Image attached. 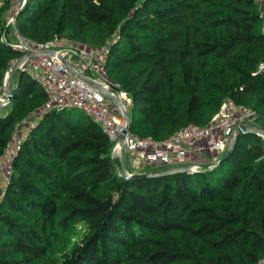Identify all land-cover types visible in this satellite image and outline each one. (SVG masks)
<instances>
[{"label":"trees","instance_id":"trees-1","mask_svg":"<svg viewBox=\"0 0 264 264\" xmlns=\"http://www.w3.org/2000/svg\"><path fill=\"white\" fill-rule=\"evenodd\" d=\"M261 1L25 0L14 29L35 43L106 46L107 76L129 95V129L141 137L205 125L224 99L253 111L264 130ZM0 3L1 84L18 53L5 30L10 2ZM44 101L33 77L14 73L0 156ZM246 127L213 165L128 177L98 122L76 108L49 111L11 162L0 198V264H257L264 139Z\"/></svg>","mask_w":264,"mask_h":264},{"label":"built area","instance_id":"built-area-1","mask_svg":"<svg viewBox=\"0 0 264 264\" xmlns=\"http://www.w3.org/2000/svg\"><path fill=\"white\" fill-rule=\"evenodd\" d=\"M9 2L5 30L12 31L11 47L18 56L8 62L4 72L0 84V109H6L10 104L12 80L17 71L29 74L39 83L45 101L32 112L29 122L11 132L0 156V175L4 182L11 175L12 159L29 128L51 110L76 108L98 122L112 143L110 157L113 163L128 177L132 175V169L142 170L154 165L167 167L166 170L172 172L182 167L192 171L202 164L213 165L231 143L237 127L245 126L253 118V111L232 99H224L205 125L186 124L164 139L141 137L127 125L129 95L107 76L106 46L91 48L58 38L35 43L14 29L15 16L25 0ZM262 30L264 32V21ZM2 38L5 40L4 35ZM254 130L264 139L263 132ZM194 155L204 157L205 161L194 160ZM3 187L0 186V196ZM257 264H264V257Z\"/></svg>","mask_w":264,"mask_h":264},{"label":"water","instance_id":"water-1","mask_svg":"<svg viewBox=\"0 0 264 264\" xmlns=\"http://www.w3.org/2000/svg\"><path fill=\"white\" fill-rule=\"evenodd\" d=\"M127 125H129V118H127ZM248 128L244 125H239L232 137V140H231V143L227 146V148L225 149V151L223 152L221 158H220V161L223 160L224 158H226V156L228 155V153L230 152L231 150V147L232 145L234 144L235 140L237 139L238 135L243 133L244 131H246ZM264 133V131H261ZM182 169H186V167H182ZM169 172H172L171 170H165L163 173H169ZM151 173H147V174H132L131 176L132 177H136V176H150Z\"/></svg>","mask_w":264,"mask_h":264},{"label":"rangeland","instance_id":"rangeland-1","mask_svg":"<svg viewBox=\"0 0 264 264\" xmlns=\"http://www.w3.org/2000/svg\"><path fill=\"white\" fill-rule=\"evenodd\" d=\"M261 3H263V4H260V8L262 10V15H263L264 14V0H262ZM11 33H12V31H11ZM12 43H13V41H12ZM12 82H13V80H12ZM4 111H5V109H0V114L4 113ZM245 126L255 127L259 131H262L263 130L258 125H254V118H252L249 121H247L246 124H245ZM202 158H204V157H202ZM202 161H205V160H201V162ZM127 166H128V164H127ZM162 168H165V167H160V166L154 165V166H150V167L143 168L142 169V173L155 172V171H157L159 169H162Z\"/></svg>","mask_w":264,"mask_h":264},{"label":"crops","instance_id":"crops-1","mask_svg":"<svg viewBox=\"0 0 264 264\" xmlns=\"http://www.w3.org/2000/svg\"><path fill=\"white\" fill-rule=\"evenodd\" d=\"M193 159L194 160H197V161H199V160H204V158H202L201 156H198V155H194L193 156ZM189 164V163H188ZM165 168H167V167H165ZM132 174H142V170H140V169H132ZM5 183L6 182H4V180H3V178H2V176L0 175V186H3V185H5Z\"/></svg>","mask_w":264,"mask_h":264},{"label":"clouds","instance_id":"clouds-1","mask_svg":"<svg viewBox=\"0 0 264 264\" xmlns=\"http://www.w3.org/2000/svg\"><path fill=\"white\" fill-rule=\"evenodd\" d=\"M5 185H6V183H5ZM5 185H3L4 187H5ZM4 187H3V191H4ZM2 195V194H1ZM0 198H1V196H0Z\"/></svg>","mask_w":264,"mask_h":264}]
</instances>
